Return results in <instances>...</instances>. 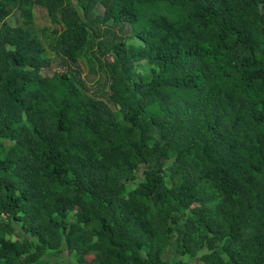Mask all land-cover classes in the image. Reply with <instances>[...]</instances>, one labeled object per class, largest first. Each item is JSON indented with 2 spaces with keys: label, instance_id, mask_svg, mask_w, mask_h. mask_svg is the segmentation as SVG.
<instances>
[{
  "label": "trees",
  "instance_id": "1",
  "mask_svg": "<svg viewBox=\"0 0 264 264\" xmlns=\"http://www.w3.org/2000/svg\"><path fill=\"white\" fill-rule=\"evenodd\" d=\"M193 260L264 264V0H0V264Z\"/></svg>",
  "mask_w": 264,
  "mask_h": 264
},
{
  "label": "rangeland",
  "instance_id": "2",
  "mask_svg": "<svg viewBox=\"0 0 264 264\" xmlns=\"http://www.w3.org/2000/svg\"><path fill=\"white\" fill-rule=\"evenodd\" d=\"M97 13H101L102 12V8L100 6H97L95 8ZM34 29L39 32V30L42 27H45L46 25L48 26V29L51 30L53 28H60V25H56L54 24L50 19L49 16L47 14V11L43 8L40 7H35L34 8ZM14 17L10 18V21L12 24H15V22L13 21ZM45 55H49L51 57V53L46 50L44 52ZM80 64V69H81V76L84 78V80L86 81V84L89 85L91 90H95L97 89L99 86L96 85L97 81H100V84L102 85V88L98 89L97 93H100L102 90L105 91L107 89V84H105V81L107 83V80L105 78V76H102V73L99 71L97 74H92V72H90V65L88 63H86V61L84 60H80L79 61ZM69 259L66 260V262L69 263ZM193 264H198L197 261H192Z\"/></svg>",
  "mask_w": 264,
  "mask_h": 264
}]
</instances>
